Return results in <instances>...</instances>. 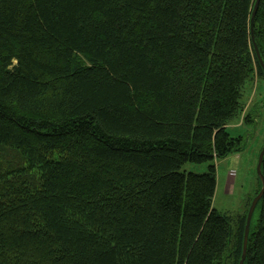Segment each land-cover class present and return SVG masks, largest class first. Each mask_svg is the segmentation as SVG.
I'll return each instance as SVG.
<instances>
[{
    "label": "trees",
    "instance_id": "16d2710c",
    "mask_svg": "<svg viewBox=\"0 0 264 264\" xmlns=\"http://www.w3.org/2000/svg\"><path fill=\"white\" fill-rule=\"evenodd\" d=\"M256 3L0 0V264H240L249 210L214 207L216 163L264 83ZM255 38L264 61V0Z\"/></svg>",
    "mask_w": 264,
    "mask_h": 264
},
{
    "label": "rangeland",
    "instance_id": "374dc122",
    "mask_svg": "<svg viewBox=\"0 0 264 264\" xmlns=\"http://www.w3.org/2000/svg\"><path fill=\"white\" fill-rule=\"evenodd\" d=\"M244 104V115L230 125L229 132L234 137L249 134L246 150L216 163L218 186L214 207L222 214L231 216L234 221L250 210V202L256 194V186L258 187L256 166L264 145V83L259 78L248 85ZM256 108L259 111L257 115H260L258 118L256 116L257 124L243 127L244 116ZM208 170V163L187 164L184 167V171L197 174H205Z\"/></svg>",
    "mask_w": 264,
    "mask_h": 264
},
{
    "label": "water",
    "instance_id": "95a60500",
    "mask_svg": "<svg viewBox=\"0 0 264 264\" xmlns=\"http://www.w3.org/2000/svg\"><path fill=\"white\" fill-rule=\"evenodd\" d=\"M259 3H260V0H257L256 6H255V9H254V13H253V16H252V20H251V35H252V41L254 43V47H255V51H256L257 57L259 59V62L261 64V66L264 69V61H263V58L261 56L259 47H258V45L256 43V38H255V16H256V13H257L258 8H259ZM263 161H264V146H263V149H262V151L260 153L258 164H257V174H258L259 178L261 179L263 187H262L261 192L253 200V202L251 204V207H250V210H249V213H248L247 224H246V229H245L244 250H243V256H242L240 264H245V261H246V258H247V250H248L250 229H251L253 216H254V213H255V211L257 209V206H258L259 202L264 197V174H263V171H262Z\"/></svg>",
    "mask_w": 264,
    "mask_h": 264
}]
</instances>
